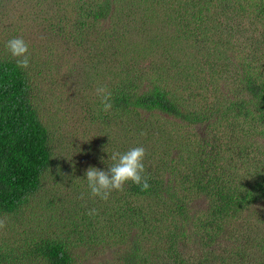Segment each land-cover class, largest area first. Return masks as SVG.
Returning <instances> with one entry per match:
<instances>
[{
    "label": "trees",
    "instance_id": "obj_1",
    "mask_svg": "<svg viewBox=\"0 0 264 264\" xmlns=\"http://www.w3.org/2000/svg\"><path fill=\"white\" fill-rule=\"evenodd\" d=\"M22 1L19 18L46 20L51 0ZM53 4L48 38L70 43L112 108L102 110L94 87L66 120L46 118L28 68L5 47L23 23L9 26L0 40V264H80L83 251L109 253L98 264H264V0ZM6 10L0 1V17ZM137 146L150 188L129 181L93 197L86 170L106 171L113 152ZM37 193L47 203L26 222Z\"/></svg>",
    "mask_w": 264,
    "mask_h": 264
},
{
    "label": "rangeland",
    "instance_id": "obj_2",
    "mask_svg": "<svg viewBox=\"0 0 264 264\" xmlns=\"http://www.w3.org/2000/svg\"><path fill=\"white\" fill-rule=\"evenodd\" d=\"M0 1L5 9H7L6 16L0 17V40L2 37L10 34V30H8L10 29V25L14 26L17 23H23V25H18L16 37H22L29 46L30 60L28 73L31 78L30 83L32 84L34 100L38 104L41 113L46 118L47 115L52 113H55L57 116H62L61 114L63 113L62 117L66 120L74 104L77 103L78 106L86 107L89 102L87 97L92 98L94 94L90 93L93 91L94 87H97L98 84L101 85V83L99 78L93 73L83 70L84 66L82 64L75 63V57L72 56L71 50L67 48L70 43L57 40L53 43L51 39L48 38V25L50 23L54 24V16H52L53 13L47 11V9L54 10L53 0H51L52 4L45 5L49 7L43 13V17L46 19L43 23L36 21L35 17L38 16L34 14L24 15L27 20L24 19L25 17H21L22 19L19 18L23 9L27 7L24 6L22 0H12L10 2H6L7 0ZM47 61L51 63V66L47 65ZM76 79L80 80L79 82L81 83L78 87L77 98L75 95H72L73 88H71V85ZM60 90H63V92L58 94ZM60 95L61 97L59 98ZM82 96H84V99H82ZM188 100L191 102L190 104L197 106L198 103L194 102L193 95H190ZM69 124H71V122H69ZM193 129L197 136L203 135L204 128L202 126H196ZM65 131H67L70 140L73 134L76 137L78 136L71 128H67ZM187 132L190 133V129H187ZM129 136L131 135L129 134ZM188 136L189 134L187 138ZM129 139L131 140V137ZM73 141L80 142L81 140L73 139ZM261 142L262 141H258V143ZM46 177L51 179L50 176ZM43 185V190L45 188L49 190V192L51 189L54 190L52 181H49V179L44 181ZM49 192L48 194L50 196ZM64 192L66 193H62L63 201L66 206H69L71 209L73 204L77 205V197L72 190L68 189L64 190ZM41 196V193H37L30 201V205L25 208L26 213H24V220L26 222H28L26 218L32 217L29 212L33 210L37 211L39 214L43 212L41 206L47 203V198L40 202ZM44 196L47 197V192ZM72 201H74V203H72ZM261 208L256 209L254 212H258ZM251 221L254 222L253 219H251ZM222 243H224V241H222ZM78 255L80 264H98L103 261L102 259H105V257H109V253H107L106 256L103 253L92 256L88 251L79 252Z\"/></svg>",
    "mask_w": 264,
    "mask_h": 264
},
{
    "label": "clouds",
    "instance_id": "obj_3",
    "mask_svg": "<svg viewBox=\"0 0 264 264\" xmlns=\"http://www.w3.org/2000/svg\"><path fill=\"white\" fill-rule=\"evenodd\" d=\"M6 49L16 58L17 67L27 69L29 67L30 53L29 46L22 37H14L7 41ZM96 94L101 98L103 111L107 112L112 108L111 93L106 86H98ZM146 149L137 146L125 152H113L111 160L113 163L108 170H100L96 167H89L85 172L88 188L93 197L107 200L113 190L123 191L127 182L139 186L142 191L150 188L148 177L145 175L144 160ZM95 214L90 210L89 215ZM6 227V220L0 219V229Z\"/></svg>",
    "mask_w": 264,
    "mask_h": 264
}]
</instances>
